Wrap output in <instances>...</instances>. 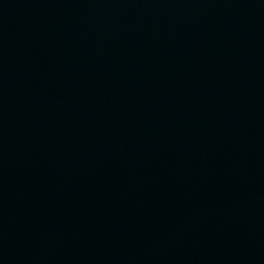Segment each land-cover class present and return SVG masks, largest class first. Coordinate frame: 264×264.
<instances>
[{"label": "water", "instance_id": "water-1", "mask_svg": "<svg viewBox=\"0 0 264 264\" xmlns=\"http://www.w3.org/2000/svg\"><path fill=\"white\" fill-rule=\"evenodd\" d=\"M0 264H264V0H0Z\"/></svg>", "mask_w": 264, "mask_h": 264}]
</instances>
